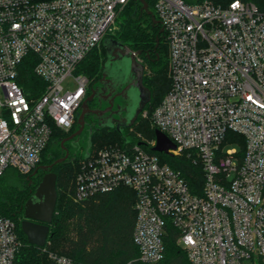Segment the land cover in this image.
<instances>
[{
	"label": "built area",
	"instance_id": "1",
	"mask_svg": "<svg viewBox=\"0 0 264 264\" xmlns=\"http://www.w3.org/2000/svg\"><path fill=\"white\" fill-rule=\"evenodd\" d=\"M131 1L0 0V180L10 169L29 175L55 130L73 128L89 84L77 67ZM150 1L172 81L152 122L176 146L172 156H196L202 195L141 140L90 152L73 199L136 193L139 256L126 264L160 263L169 224L191 264H264V12L243 0ZM30 56L44 84L33 95L20 84ZM21 246L16 223L0 218V264H16Z\"/></svg>",
	"mask_w": 264,
	"mask_h": 264
},
{
	"label": "trees",
	"instance_id": "2",
	"mask_svg": "<svg viewBox=\"0 0 264 264\" xmlns=\"http://www.w3.org/2000/svg\"><path fill=\"white\" fill-rule=\"evenodd\" d=\"M215 4H225L229 0H210ZM254 3L264 12V0H243ZM149 10L154 12L153 4L146 0ZM160 24L143 9L138 0H132L118 14L114 28L102 43L94 48L77 67L76 73L88 79L89 84L102 76L106 61L105 42L118 41L135 52H141V59L147 66L144 84L151 93V100L144 108L148 118L139 116L135 124L125 132L115 129H101L94 133L90 152L107 145H126L141 143L140 133L151 143L155 142L157 128L152 122V114L171 88L169 76V47ZM157 39L159 43H157ZM31 56L20 67V84L27 94L33 95V87H44L34 75ZM42 92V91H41ZM90 91L86 94L89 95ZM78 120V114L76 121ZM55 130L52 142L42 154L40 164L29 175H21L8 170L0 180V218L16 223L22 246L16 256V264H58L50 256L65 257L70 264H126L139 256L134 244L133 234L137 219L135 205L136 193L130 188L121 187L110 193L98 194L87 200L76 202L75 180L79 171L80 158L70 157L55 164L61 154L60 141L74 131ZM135 130V133L134 131ZM132 131V132H131ZM54 143H58L55 147ZM148 146L146 150L157 155L162 163L179 172L194 194L202 195L203 170L195 164L193 153L184 152L180 156L159 154ZM52 165L51 172L57 175V204L50 234L45 247L39 248L28 243L21 224L24 220V207L34 195L46 174L43 167ZM37 173H35V171ZM178 232L170 224L164 238L165 257L158 264H191L188 255L178 244Z\"/></svg>",
	"mask_w": 264,
	"mask_h": 264
},
{
	"label": "water",
	"instance_id": "3",
	"mask_svg": "<svg viewBox=\"0 0 264 264\" xmlns=\"http://www.w3.org/2000/svg\"><path fill=\"white\" fill-rule=\"evenodd\" d=\"M139 2L142 4L143 9L148 13V15L152 17L153 22L155 24H159L153 12L149 10L146 0H139ZM163 32L164 29L162 28L161 33ZM157 43H159L158 39ZM112 44L113 48L109 47ZM105 48L106 61L103 65L104 76L110 73L113 74L116 63L119 64L121 62L123 66L118 68V77L121 80L120 83L128 84L124 89V92L129 91V98L134 101L136 100L137 102V105H134L131 111V116L129 118L130 121L126 122L125 125L126 128H130L135 124L139 114L151 100V93L143 84L144 66L137 60V58L141 56V52H135L114 40L105 42ZM93 96L84 102L83 111L77 122L80 130L73 134L70 138L79 135L81 132V129L84 126L85 116L91 112L87 110L86 107H88V103L92 101ZM101 128L104 129L106 126ZM129 143L130 141L127 140L126 144ZM152 150L159 154L172 156L170 151H175L176 146L166 134L156 130L155 146ZM89 154L90 150L85 153V158H87ZM64 160L65 159L57 160L55 164L62 163ZM52 168V165L43 167V171H45L46 174L43 176L42 181L38 185L34 195L25 204L24 220L21 224V229L26 236L28 243L39 248L45 247L47 243L50 234V225L53 222L58 198L56 189L57 175L51 172ZM37 171L38 170H36L35 173H37Z\"/></svg>",
	"mask_w": 264,
	"mask_h": 264
},
{
	"label": "flooded vegetation",
	"instance_id": "4",
	"mask_svg": "<svg viewBox=\"0 0 264 264\" xmlns=\"http://www.w3.org/2000/svg\"><path fill=\"white\" fill-rule=\"evenodd\" d=\"M112 46L113 44L109 47ZM137 60L144 66V84L145 75L147 74V66L144 64L140 56L137 58ZM119 66L121 68L123 64L120 62ZM118 73L119 72L113 74L110 73L104 76L102 69L101 78L92 84H88L86 94L88 91H90V93L88 96L86 95L84 102L94 95L92 101L89 102L87 105L88 107H86L87 110L91 112L85 116L84 126L81 129L79 135L70 138L73 134L80 130V127L77 124L76 129L70 132L69 135L65 136L60 141V146L58 148L60 149L61 154H63L60 159L67 160L70 157L80 158L82 155H84L90 150L94 133L98 130H101V127L106 126L104 129H115L119 132L126 131V122L130 121L129 118L131 116V111L134 105H137V102L136 100L134 101L129 98V91L124 92V89L128 84L120 83L121 80L118 77ZM84 102L77 113L78 119L83 111ZM142 112L139 114V116L142 114ZM77 122L78 120L76 123ZM54 146L57 147L58 143H54Z\"/></svg>",
	"mask_w": 264,
	"mask_h": 264
},
{
	"label": "rangeland",
	"instance_id": "5",
	"mask_svg": "<svg viewBox=\"0 0 264 264\" xmlns=\"http://www.w3.org/2000/svg\"><path fill=\"white\" fill-rule=\"evenodd\" d=\"M114 26H115V24H114ZM114 26H113V28H114ZM118 68H120V66H119L118 63H116L113 73H117V72H118ZM132 131H134V133H135V130H132ZM132 131H131V132H132ZM137 137H138V138H141V140L147 142V143L150 144V145L152 144L149 140H147L145 137H143L140 133H137ZM154 143H155V142H154Z\"/></svg>",
	"mask_w": 264,
	"mask_h": 264
}]
</instances>
